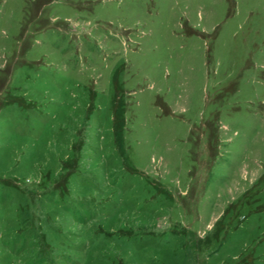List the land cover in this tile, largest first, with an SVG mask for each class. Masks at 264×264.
<instances>
[{
    "label": "rangeland",
    "instance_id": "rangeland-1",
    "mask_svg": "<svg viewBox=\"0 0 264 264\" xmlns=\"http://www.w3.org/2000/svg\"><path fill=\"white\" fill-rule=\"evenodd\" d=\"M0 264H264V0H0Z\"/></svg>",
    "mask_w": 264,
    "mask_h": 264
},
{
    "label": "bare ground",
    "instance_id": "bare-ground-1",
    "mask_svg": "<svg viewBox=\"0 0 264 264\" xmlns=\"http://www.w3.org/2000/svg\"><path fill=\"white\" fill-rule=\"evenodd\" d=\"M58 154V153H57ZM56 157V156H55Z\"/></svg>",
    "mask_w": 264,
    "mask_h": 264
}]
</instances>
